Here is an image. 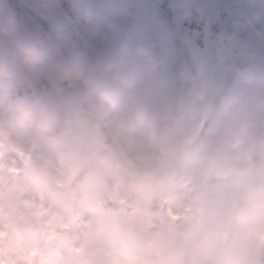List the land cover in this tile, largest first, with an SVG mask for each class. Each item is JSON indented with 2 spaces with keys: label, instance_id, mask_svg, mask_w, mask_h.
Here are the masks:
<instances>
[{
  "label": "clouds",
  "instance_id": "obj_1",
  "mask_svg": "<svg viewBox=\"0 0 264 264\" xmlns=\"http://www.w3.org/2000/svg\"><path fill=\"white\" fill-rule=\"evenodd\" d=\"M0 264H264V0H0Z\"/></svg>",
  "mask_w": 264,
  "mask_h": 264
}]
</instances>
